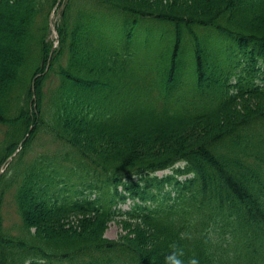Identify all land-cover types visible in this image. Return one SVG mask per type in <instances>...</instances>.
<instances>
[{"label": "trees", "instance_id": "1", "mask_svg": "<svg viewBox=\"0 0 264 264\" xmlns=\"http://www.w3.org/2000/svg\"><path fill=\"white\" fill-rule=\"evenodd\" d=\"M61 1L0 0V264H264V0Z\"/></svg>", "mask_w": 264, "mask_h": 264}, {"label": "rangeland", "instance_id": "2", "mask_svg": "<svg viewBox=\"0 0 264 264\" xmlns=\"http://www.w3.org/2000/svg\"><path fill=\"white\" fill-rule=\"evenodd\" d=\"M61 0H59L60 2ZM63 3L64 0L61 1V3L56 4L53 8V10L51 11L50 15H49V21H50V34H49V38L52 40V44H53V48H56L58 45L57 42V34H56V24L58 23L59 17H60V13L61 10L63 9ZM45 147H47L45 145ZM45 148H41V146L39 148H37L36 153L42 152L44 151ZM10 159H8L9 161ZM7 166V164H4L3 167L5 168ZM162 172H158V175H162ZM128 203L121 205V207L127 208ZM2 212H3V216H4V221L6 224H10L11 222L15 221L17 219V214H16V209L15 206L13 204V201L11 199V194H7L5 196V199L3 201V205H2ZM124 233V228L122 226V223L120 222L119 219H112L110 220V222L108 223V226L105 230V236L107 238L110 239H117L118 237H120L122 234Z\"/></svg>", "mask_w": 264, "mask_h": 264}]
</instances>
